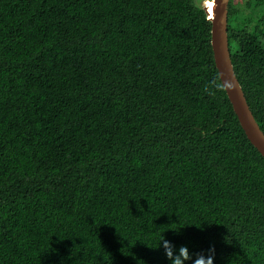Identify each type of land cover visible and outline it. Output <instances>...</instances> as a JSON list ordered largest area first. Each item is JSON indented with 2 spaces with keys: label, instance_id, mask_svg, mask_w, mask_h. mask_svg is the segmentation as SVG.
Masks as SVG:
<instances>
[{
  "label": "trees",
  "instance_id": "1",
  "mask_svg": "<svg viewBox=\"0 0 264 264\" xmlns=\"http://www.w3.org/2000/svg\"><path fill=\"white\" fill-rule=\"evenodd\" d=\"M199 1V0H198ZM196 0H0V264H264V157ZM264 132V0H231ZM186 264H192L191 261Z\"/></svg>",
  "mask_w": 264,
  "mask_h": 264
},
{
  "label": "water",
  "instance_id": "2",
  "mask_svg": "<svg viewBox=\"0 0 264 264\" xmlns=\"http://www.w3.org/2000/svg\"><path fill=\"white\" fill-rule=\"evenodd\" d=\"M230 1L231 0H217L218 7L216 9V18L214 21L210 22L212 25L211 46L215 65L219 76L223 75L225 79L231 78L237 83V90L235 92L226 91V94L247 139L261 156L264 157V132L261 130L250 109L232 63L228 33Z\"/></svg>",
  "mask_w": 264,
  "mask_h": 264
},
{
  "label": "clouds",
  "instance_id": "3",
  "mask_svg": "<svg viewBox=\"0 0 264 264\" xmlns=\"http://www.w3.org/2000/svg\"><path fill=\"white\" fill-rule=\"evenodd\" d=\"M198 6L205 11V19L207 21L211 22L215 20L216 9L218 7L217 0H199ZM237 88L238 85L233 79H225L223 75H221L210 81L205 86L204 91L208 95L214 96L217 90L235 92ZM159 247L163 248L164 254L170 264H186L188 261H191L192 264H213L215 258L214 246L208 249L207 256L201 252L194 254L195 258H193V254L189 252L187 246L182 245L177 250L175 245L165 238L160 241Z\"/></svg>",
  "mask_w": 264,
  "mask_h": 264
},
{
  "label": "rangeland",
  "instance_id": "4",
  "mask_svg": "<svg viewBox=\"0 0 264 264\" xmlns=\"http://www.w3.org/2000/svg\"><path fill=\"white\" fill-rule=\"evenodd\" d=\"M197 1V3L199 2L198 0H196Z\"/></svg>",
  "mask_w": 264,
  "mask_h": 264
}]
</instances>
